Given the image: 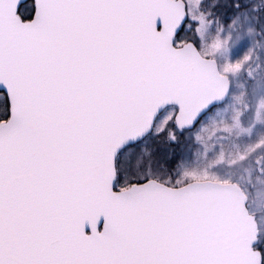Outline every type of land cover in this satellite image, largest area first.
Here are the masks:
<instances>
[{
	"label": "snow or ice",
	"instance_id": "6c2138e0",
	"mask_svg": "<svg viewBox=\"0 0 264 264\" xmlns=\"http://www.w3.org/2000/svg\"><path fill=\"white\" fill-rule=\"evenodd\" d=\"M0 264H264V0H0Z\"/></svg>",
	"mask_w": 264,
	"mask_h": 264
}]
</instances>
